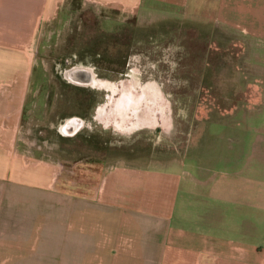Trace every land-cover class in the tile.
I'll list each match as a JSON object with an SVG mask.
<instances>
[{
    "label": "rangeland",
    "instance_id": "374dc122",
    "mask_svg": "<svg viewBox=\"0 0 264 264\" xmlns=\"http://www.w3.org/2000/svg\"><path fill=\"white\" fill-rule=\"evenodd\" d=\"M216 2L148 4L126 13L64 0L49 11L22 55L0 50V163L19 180L44 185L52 173L59 189L90 195L112 171L137 172L142 181L129 185L143 190L164 184L172 166L188 179L176 196L178 209L194 214L220 205L234 229L238 219L264 220L256 194L264 178V45L218 23ZM77 66L108 88L74 83L67 72ZM135 79L137 91L158 89L161 125L155 96L148 127L136 116H119L129 100L118 95L132 92ZM102 89L113 93L110 99ZM68 117L88 125L66 136L59 125ZM118 120L126 130H118ZM189 180L201 189L189 190ZM226 183L231 197L211 201L208 193Z\"/></svg>",
    "mask_w": 264,
    "mask_h": 264
},
{
    "label": "crops",
    "instance_id": "0c3cea01",
    "mask_svg": "<svg viewBox=\"0 0 264 264\" xmlns=\"http://www.w3.org/2000/svg\"><path fill=\"white\" fill-rule=\"evenodd\" d=\"M63 1L0 0V50L22 55L33 44L40 19L56 13ZM190 2L81 0L126 13L148 4L181 7ZM215 19L240 38L264 45V0H217ZM1 61L8 67L7 58ZM134 173L112 171L90 195L59 189L52 173L44 185L19 180L0 163V264H264L263 219H238L234 229L227 222L234 219L220 205L194 214L178 209L176 196L185 192L188 179L183 181L172 166L166 168L171 178H162L164 184L143 190L130 188L133 180L142 181ZM241 176L248 186V180L243 182L248 176ZM262 178L256 191L259 206L264 205ZM189 182L194 186L189 190L201 189V182ZM221 190L208 193L210 200L212 195L231 197L227 183ZM255 238L252 244L249 239Z\"/></svg>",
    "mask_w": 264,
    "mask_h": 264
},
{
    "label": "flooded vegetation",
    "instance_id": "af4514ba",
    "mask_svg": "<svg viewBox=\"0 0 264 264\" xmlns=\"http://www.w3.org/2000/svg\"><path fill=\"white\" fill-rule=\"evenodd\" d=\"M68 68H70V67H68ZM68 68H66V69H68ZM127 76H129V75H127ZM91 85L92 86L93 85H97V86L103 85L104 87L108 88L105 81L99 80L98 78L94 77V75L92 76ZM139 85L140 84H139V81L137 79L133 80L131 86H129V88L131 87V89H133V90H131L132 92H123L121 97L118 95L120 93V90H119V89H121L120 87H119V89H118V87L112 89V91L118 90L117 95H118V98L120 100H124V99L129 100L128 104L124 105V103H123V105L121 107L122 110L120 112H118L119 116L122 115L124 119H129L131 116H136V117L141 119L140 123H142V124H140V123L138 124L140 127L141 126L148 127L150 125V121H152V118H153V110L152 109L157 107L158 112L156 113L155 119H157V120L155 121V124L161 125L160 123L162 122L161 120L163 119V107H162V100L160 99V95L158 94L159 93L158 89L156 88V90H155L156 93H152L150 91V89L147 87H142V88H140V90L137 91V87H139ZM103 91H104V98L106 97V98L110 99L112 92L109 93V91H108V93H107V92H105V90H103ZM154 96H155L156 107L154 106V104L150 105V102H151L150 100H152V97H154ZM133 106H136L137 109H136V111L134 109L133 114H132V112L130 110H131V107H133ZM140 108H143L144 110L142 111ZM99 113H100V110H99ZM100 117H101V115L96 112V115L94 116V118L98 120ZM84 119H80V120H82L81 126L70 127L71 131H73L74 129L78 130V129L84 127L85 125H88V122H86ZM123 123H120L118 120L117 123L115 124L118 127L119 131H122V129H124ZM124 130H126V129H124Z\"/></svg>",
    "mask_w": 264,
    "mask_h": 264
},
{
    "label": "water",
    "instance_id": "95a60500",
    "mask_svg": "<svg viewBox=\"0 0 264 264\" xmlns=\"http://www.w3.org/2000/svg\"><path fill=\"white\" fill-rule=\"evenodd\" d=\"M67 75L68 77L74 78V80H72L74 83L81 85H91V80L94 73L88 67L77 66L68 70ZM60 133L62 132L60 131Z\"/></svg>",
    "mask_w": 264,
    "mask_h": 264
},
{
    "label": "bare ground",
    "instance_id": "6f19581e",
    "mask_svg": "<svg viewBox=\"0 0 264 264\" xmlns=\"http://www.w3.org/2000/svg\"><path fill=\"white\" fill-rule=\"evenodd\" d=\"M82 124V120L68 117L63 123L59 125V129L62 134L70 136L72 134L70 127H79ZM73 130V129H72Z\"/></svg>",
    "mask_w": 264,
    "mask_h": 264
}]
</instances>
